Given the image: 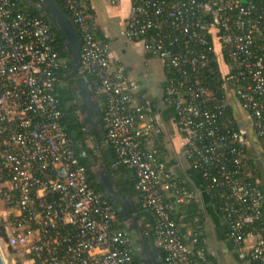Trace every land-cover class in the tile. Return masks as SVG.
Returning a JSON list of instances; mask_svg holds the SVG:
<instances>
[{"label": "built area", "instance_id": "2783aa9c", "mask_svg": "<svg viewBox=\"0 0 264 264\" xmlns=\"http://www.w3.org/2000/svg\"><path fill=\"white\" fill-rule=\"evenodd\" d=\"M62 1L80 32L81 71L97 79L105 98L115 166L135 172L166 264H196L166 196L178 193L177 183L158 150L142 147L145 139L160 140L157 117L140 104L126 73L113 67L110 47L96 39L81 0ZM130 2L125 37L142 42L152 59L174 72L165 100L185 135L187 159L207 189L218 191L239 258L250 255L254 264H264V194L254 173L264 165V0ZM53 42L47 21L18 12L12 0H0V193L9 209L6 245L22 251L28 264H133L130 233L112 229L116 213L103 193L89 187L87 170L61 123L63 66ZM216 69L220 76L212 89L203 79ZM233 106L240 113L237 127L220 122Z\"/></svg>", "mask_w": 264, "mask_h": 264}, {"label": "crops", "instance_id": "0c3cea01", "mask_svg": "<svg viewBox=\"0 0 264 264\" xmlns=\"http://www.w3.org/2000/svg\"><path fill=\"white\" fill-rule=\"evenodd\" d=\"M81 2L93 21L96 39L110 47L109 56L113 67L126 73L140 104L147 113L157 117L161 138L151 142L146 149L158 150L159 161L164 163L167 171L172 174L173 181L177 183L178 193H167L166 196L174 207L173 214L175 213L178 219V229L184 243L193 253L195 242L193 238L196 237L194 227L198 221L196 217L198 214L201 221L199 235L202 236L203 242V248L197 251L199 262L253 264L249 259L239 258L238 248L228 238L227 222L211 202L210 191L206 188L201 173L192 168L185 155V135L179 128L173 107L165 100L167 72L163 62L152 59L142 42L130 41L125 37L130 16V0H122L118 5H113L110 0ZM22 3L24 10L45 17L56 29L54 40L63 66L58 93L62 91L65 93L68 97L65 102L67 111L76 115L82 125L83 132L77 138V145L83 157L89 160L94 182L102 188L105 198L118 210L119 215L113 226L117 229L125 228L130 233V244L133 254L139 258V264H166L165 252L160 249L154 237V218L146 209L143 210L142 194L136 188L130 190L127 186L136 181L135 172L129 167L126 170L123 168L115 170L116 159L106 137L105 98L99 89L97 79L81 71V57L76 59L81 37L68 8L62 0H23ZM119 34L133 44L138 54L143 56L144 65L149 67L148 69L133 70L117 58L112 46L117 42ZM153 61L161 64L162 71L156 67L153 69ZM231 109L235 119H240L237 108L233 106ZM258 170L264 176V165H259ZM181 189L188 192L186 196L181 194ZM189 196L193 199L190 200ZM8 211V206L0 193V222L5 224Z\"/></svg>", "mask_w": 264, "mask_h": 264}, {"label": "trees", "instance_id": "16d2710c", "mask_svg": "<svg viewBox=\"0 0 264 264\" xmlns=\"http://www.w3.org/2000/svg\"><path fill=\"white\" fill-rule=\"evenodd\" d=\"M23 0H12V2L15 4L16 6V10L20 13H24V14H29L31 16H35V17H39L45 21H47L50 26H51V29L53 31V34L54 36H56V29L55 27L48 21V19H46L45 17H41L37 14H34V13H31V12H27L26 10H24V5L22 3ZM53 46L55 47V49L57 50L56 48V41L54 40L53 42ZM58 51V50H57ZM216 67V66H214ZM217 71V69L215 70ZM166 72H167V79H166V89L169 85V82H170V79L174 77V72L171 70V69H166ZM61 73L62 71L59 72V75L61 76ZM219 76H220V73L219 71L216 72V74L214 75H208L206 74L204 76V79L203 81L212 89H215V86L217 85V81L219 80ZM166 92V90H165ZM58 98H59V101H60V105H61V110H62V120H61V123L64 127V129L66 130V133L68 134L69 138L72 140V143H73V149L75 151V154L79 160V163L80 165L84 166L87 170V174H88V185L90 188L98 191V192H101L103 193V190L100 186L96 185V183L94 182V177H93V174H92V171H91V167L89 165V160L87 159V157H83V153L81 152V149L79 148V146L77 145V138L81 136L82 134V125L80 124L79 122V119L77 118L76 115H72V114H69V112L67 111L66 109V100L68 97L65 96V93L62 91L60 92V94L58 95ZM220 122H222V124L224 125H227V126H235L237 127V122H236V119L234 117V114H233V110L231 109V107L228 108V110L225 112V115L222 117V119H220ZM223 125V126H224ZM151 141L150 140H143L142 142V147H143V150L145 152H147V145H150ZM112 147V146H111ZM112 149V155L115 157V163L114 165H116L117 163V155L113 149V147L111 148ZM153 149V148H152ZM155 149V148H154ZM150 151V150H149ZM152 151V150H151ZM113 165V166H114ZM254 167V166H253ZM125 169L127 168V166L125 165H121V166H118V167H115V170H119V169ZM259 171V170H258ZM257 171V169L254 167V173H256L257 177L261 179V189H262V192L264 194V176L263 174L259 173ZM202 177V176H201ZM204 181V180H203ZM136 183H137V180L134 182H131L129 183L128 188L130 190H134L136 188ZM204 184L207 188V182L204 181ZM218 191L216 190H212L210 191V194H211V202L214 204V206L216 207L218 213L224 218V214L220 211V206H221V200L220 198L218 197ZM108 202H109V205L112 207V209L115 211L116 213V218L118 217L119 213H118V210L117 208L110 202V200L108 199ZM145 210V208L143 209ZM149 212V211H147ZM151 213V212H149ZM263 213H264V206H263ZM152 214V213H151ZM150 215V214H149ZM195 216V214H193ZM153 215H151L152 217ZM196 217L198 218V221L195 223V227H194V233L196 235L195 238H193V241H196L194 242V246H193V260L196 264H202L201 262H199V259H198V253L197 251L201 248H203V242H202V236L199 235L200 232H199V225L201 224V221H200V215L196 214ZM173 218L174 220L176 221L177 225H178V219L176 218L175 216V213L173 214ZM196 219V218H194ZM154 224V223H153ZM114 223L112 224V229L113 230H126L125 228L124 229H117L115 228L114 226ZM229 228V227H228ZM228 238L233 242L234 244V241L231 239L230 237V230L228 229ZM155 237V236H154ZM0 238L4 241H7V231H6V225L3 223V222H0ZM235 245V244H234ZM15 250V249H13ZM133 250V248H132ZM18 251V250H17ZM165 254V253H164ZM24 255V254H23ZM166 257V255H165ZM164 257V258H165ZM26 259V256L24 255L23 256V260L22 261H18L17 263L15 264H24L23 262L25 261ZM246 259H249L251 260L250 258V255L247 256ZM252 261V260H251ZM132 263L133 264H139V258L135 255V254H132ZM254 264V263H253Z\"/></svg>", "mask_w": 264, "mask_h": 264}, {"label": "rangeland", "instance_id": "374dc122", "mask_svg": "<svg viewBox=\"0 0 264 264\" xmlns=\"http://www.w3.org/2000/svg\"><path fill=\"white\" fill-rule=\"evenodd\" d=\"M117 42L112 46V49L116 52L117 58L120 59L123 64L133 70H140V68L148 69L149 67H146L144 65L143 59L141 55L138 54V50L133 47V44L128 42L121 34L118 35ZM132 45V46H131ZM132 49H131V48ZM130 48V50H128ZM126 51V53H124ZM153 69L156 67L160 71H162L161 64L156 61L152 62ZM0 249L2 251V255L4 257V260L6 264H15L18 261L23 260V252L20 250H13L12 248L7 247L6 241L2 240L0 238Z\"/></svg>", "mask_w": 264, "mask_h": 264}, {"label": "water", "instance_id": "95a60500", "mask_svg": "<svg viewBox=\"0 0 264 264\" xmlns=\"http://www.w3.org/2000/svg\"><path fill=\"white\" fill-rule=\"evenodd\" d=\"M51 15L53 16L52 14V10H51ZM54 17V16H53ZM81 47H82V42H79V46H78V50H77V56H76V59H78L79 57H81ZM83 82V79L81 80ZM106 188V187H105ZM0 264H6L5 260H4V257L2 255V251L0 249Z\"/></svg>", "mask_w": 264, "mask_h": 264}]
</instances>
